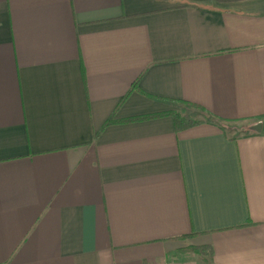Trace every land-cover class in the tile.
Here are the masks:
<instances>
[{
    "label": "crops",
    "instance_id": "obj_1",
    "mask_svg": "<svg viewBox=\"0 0 264 264\" xmlns=\"http://www.w3.org/2000/svg\"><path fill=\"white\" fill-rule=\"evenodd\" d=\"M205 261L264 264V0H0V264Z\"/></svg>",
    "mask_w": 264,
    "mask_h": 264
},
{
    "label": "trees",
    "instance_id": "obj_2",
    "mask_svg": "<svg viewBox=\"0 0 264 264\" xmlns=\"http://www.w3.org/2000/svg\"><path fill=\"white\" fill-rule=\"evenodd\" d=\"M184 105L187 106H194V107H198L199 105L194 104V103H188V102H184ZM200 108V107H198ZM173 121H174V127L176 131H181V130H185L188 129L192 126L198 125L202 122H214V117L212 115H206L204 119H194L192 118L190 115L186 114V113H181V112H177V113H170ZM163 114H158V115H151V116H145V117H139V118H134V119H130V120H139V119H146V118H151V117H155V116H161ZM112 121H109L108 123H111ZM245 131V130H242ZM247 131H250V128H247ZM245 131V132H247ZM197 254L201 255V256H208L209 255V249H206L204 247L202 248H198L195 249V251Z\"/></svg>",
    "mask_w": 264,
    "mask_h": 264
},
{
    "label": "rangeland",
    "instance_id": "obj_3",
    "mask_svg": "<svg viewBox=\"0 0 264 264\" xmlns=\"http://www.w3.org/2000/svg\"><path fill=\"white\" fill-rule=\"evenodd\" d=\"M233 124H234V128H232V130H230V132L232 134H235L237 136V135H241V134L246 133L245 131H247L248 124H245V123L244 124L243 123H233ZM242 130H245V131H242ZM204 264H206V261Z\"/></svg>",
    "mask_w": 264,
    "mask_h": 264
},
{
    "label": "water",
    "instance_id": "obj_4",
    "mask_svg": "<svg viewBox=\"0 0 264 264\" xmlns=\"http://www.w3.org/2000/svg\"><path fill=\"white\" fill-rule=\"evenodd\" d=\"M262 123L258 122L256 125L252 126L251 129L257 132H260Z\"/></svg>",
    "mask_w": 264,
    "mask_h": 264
}]
</instances>
